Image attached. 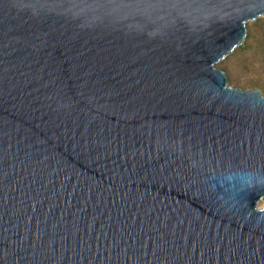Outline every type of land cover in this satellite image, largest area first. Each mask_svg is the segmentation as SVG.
Wrapping results in <instances>:
<instances>
[{"label": "water", "instance_id": "water-1", "mask_svg": "<svg viewBox=\"0 0 264 264\" xmlns=\"http://www.w3.org/2000/svg\"><path fill=\"white\" fill-rule=\"evenodd\" d=\"M264 0H0V264H264V92L217 63Z\"/></svg>", "mask_w": 264, "mask_h": 264}, {"label": "rangeland", "instance_id": "rangeland-1", "mask_svg": "<svg viewBox=\"0 0 264 264\" xmlns=\"http://www.w3.org/2000/svg\"><path fill=\"white\" fill-rule=\"evenodd\" d=\"M233 86L264 92V16L247 22V36L242 45L217 63ZM259 206L264 207V197Z\"/></svg>", "mask_w": 264, "mask_h": 264}, {"label": "trees", "instance_id": "trees-1", "mask_svg": "<svg viewBox=\"0 0 264 264\" xmlns=\"http://www.w3.org/2000/svg\"><path fill=\"white\" fill-rule=\"evenodd\" d=\"M227 56H228V55H227ZM227 56H226V57H227ZM226 57H225V58H226Z\"/></svg>", "mask_w": 264, "mask_h": 264}]
</instances>
